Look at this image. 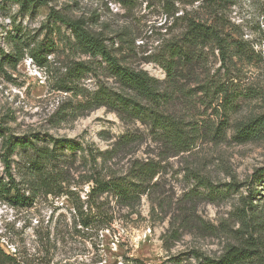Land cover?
<instances>
[{"label":"rangeland","instance_id":"1","mask_svg":"<svg viewBox=\"0 0 264 264\" xmlns=\"http://www.w3.org/2000/svg\"><path fill=\"white\" fill-rule=\"evenodd\" d=\"M38 2L22 9L17 0H0V181L13 186L10 195L18 192L24 197L12 204L10 195L0 189L1 248L21 264H133L134 258L151 264L169 257L184 263L193 261L190 251L220 255L227 243L244 233L239 209L248 187L255 184L256 197L264 195V178L257 183L252 180L264 168V130L256 139H234L235 122L264 117V0H233L221 7L227 32L246 50L232 59L231 74L241 99L230 112L221 138L200 140L178 153L155 140L139 122L123 121L105 106L87 105L98 84L111 86L113 81L86 73L77 85L67 82V68L91 57L70 47L71 30L49 19L48 13L54 10L82 19L88 29L107 38L122 63L163 81L165 72L154 59L165 41L179 35L184 26L180 20L169 26L173 17L166 11H174V17L185 13L205 17V9L198 8L201 0ZM205 52L206 69L222 73L218 49ZM62 81L73 89L65 91ZM180 84L198 91L196 79L182 78ZM196 94L185 103L179 97L175 110L217 124L214 107L219 108L221 100L209 102L201 92ZM127 133L130 141L115 144ZM8 139L27 142L26 150L18 145L9 153L4 143ZM60 140L78 144L84 152H74L77 158L67 164L66 181L47 192L27 174V161L35 144L71 154ZM90 150L96 152L101 167L104 164L117 174L129 171L137 160H153L159 171L153 178L155 186L138 203L123 205L101 195L99 201L105 199L111 219L97 228L82 229L76 223L74 204L86 206L90 188L86 178L96 168ZM4 159L10 161L11 178L5 173ZM200 178L219 188L232 182L237 186L224 198L206 197Z\"/></svg>","mask_w":264,"mask_h":264},{"label":"trees","instance_id":"2","mask_svg":"<svg viewBox=\"0 0 264 264\" xmlns=\"http://www.w3.org/2000/svg\"><path fill=\"white\" fill-rule=\"evenodd\" d=\"M233 0H201L198 8L205 9V17L188 15L187 13L174 17V11L167 9L168 17H173L169 26L180 20L183 29L179 35L167 39L161 52L156 56V61L165 72V80L150 75L144 69H136L122 63L114 53L113 48L106 42L107 38L101 32L88 29L82 19H72L65 15L50 10L48 18L67 26L73 39H68L72 49L91 57L88 60L75 62L67 68V82L77 85L81 77L90 73L96 78L100 75L112 79L113 85L104 83L97 85L92 90L86 103L91 108L105 106L114 111L123 120H131L144 125L151 136L158 142L174 150L175 153L190 150L200 140L221 138L228 125L229 114L237 108L241 99V90L232 76V59L245 55L246 50L236 39L227 32L224 21L220 17L221 7ZM20 8L26 9L30 4L39 3L38 0H17ZM41 3V2H40ZM197 10V9H196ZM168 19V18H167ZM170 22V21H168ZM168 28V27H167ZM166 29V28H165ZM217 48L223 65L222 73H210L206 69L205 49ZM39 59L38 54H32ZM203 75L200 78V75ZM198 80V91L210 101L221 100L219 108L214 107L219 121L214 125L207 120H198L194 116H185L175 110V101L182 97V103L192 101L197 95L192 89H185L180 84V79ZM66 81H62L61 88L65 91L72 90ZM198 109V108H197ZM198 111V110H197ZM198 118V117H197ZM1 123V120H0ZM234 139L239 142L256 139L263 134L264 117H252L246 121L238 120L234 123ZM132 139L131 134H123L117 143L126 144ZM5 150L12 153L18 145L26 150L27 142L23 140H4ZM66 148L72 151L65 154L57 148L34 145L33 153L28 158L27 174L36 182L39 188L52 192L56 186L66 181L69 165L77 158L76 150L83 153L84 148L73 144L69 140H60ZM107 150V152H112ZM94 165L86 182H90V188L86 196V206L74 204L77 209L80 228H97L107 219L110 220L104 200L108 197L116 203L132 205L138 203L142 195H147L155 186L153 178L158 173V164L153 160L135 161L130 170L117 174L116 171L104 168L105 157L102 164L97 163V154L89 151ZM5 161V173L11 178L10 161ZM97 167L100 169L98 170ZM101 170V171H100ZM102 171L106 173L103 174ZM258 172V173H257ZM253 174L252 180L257 183L264 178V168ZM254 177V178H253ZM199 185L205 189L206 197L224 198L229 191L236 189L237 183H228L219 188L207 179H198ZM264 181V179H263ZM0 189L5 195H10L13 190L8 182L0 181ZM248 196L241 199L239 209L240 222L243 229L235 236L234 242L226 244L223 252L218 256L205 255L198 251H190V260L184 263L169 257L159 263L151 264H264V195H258V189L250 185ZM105 194L104 200L100 196ZM28 199V198H27ZM24 200L18 192L10 195L8 201L12 204ZM199 225L206 227L204 223ZM133 264H145L138 258H134ZM0 264H21L17 257L7 254L0 246ZM77 264H91L79 261ZM93 264V263H92Z\"/></svg>","mask_w":264,"mask_h":264}]
</instances>
